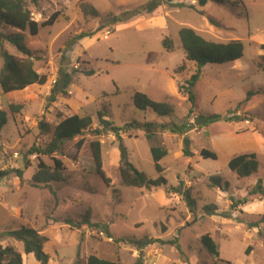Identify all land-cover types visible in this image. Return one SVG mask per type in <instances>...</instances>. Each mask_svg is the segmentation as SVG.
I'll list each match as a JSON object with an SVG mask.
<instances>
[{"label": "rangeland", "instance_id": "374dc122", "mask_svg": "<svg viewBox=\"0 0 264 264\" xmlns=\"http://www.w3.org/2000/svg\"><path fill=\"white\" fill-rule=\"evenodd\" d=\"M151 1L41 0L37 6L29 4L40 31L37 36L26 32V44L33 52L37 73L46 75L47 82L10 94L0 91V109L8 114L0 134V235L21 227L39 231L48 239V264H87L92 255L133 264L140 253L126 240L131 238L160 241L143 249V264H264V197L248 194L259 180L264 184V0H243L245 9L234 10L212 0L205 6L198 0H162L157 14L142 12ZM83 4L94 7L100 17L85 15ZM55 12H61L57 22L42 26ZM156 18L166 24L164 30L153 28ZM209 18L221 27L212 26ZM182 28H191L210 41H241L244 45L242 59L203 68L202 79L194 88L196 106L189 121L185 119L191 104L178 87L190 78L194 67L187 64L180 69L186 59L179 37ZM90 32L95 35L68 49L70 40ZM166 37L174 42L171 52L163 47ZM3 48L23 57L9 44ZM2 66L0 53V71ZM60 70L72 74V82L66 94L50 102ZM89 71L95 74L87 76ZM136 92L172 104L174 114L162 118L137 110L133 102ZM249 93L253 95L247 101ZM11 105L19 106L20 112L12 114ZM100 111L107 112L105 119L120 128L132 122L176 123L185 128L186 123L195 125L198 116L209 114H220L232 122L222 120L189 130L191 158L182 152L183 135L158 133L149 142L143 131L121 132L132 163L153 180L161 176L167 180L166 186L151 191L122 184L118 140L112 132L101 136L89 132L67 142L61 154L41 156L50 168L53 158L63 161L64 181L34 185L38 160L28 152L50 142V135L42 133L39 124L53 127L60 116L91 115L94 130L100 127ZM81 138L86 141L84 148L73 158ZM95 140L101 142L111 188L96 173L90 147ZM151 146L167 152L160 162L161 174L155 168ZM202 149L216 153L217 160L201 158ZM244 154H256L260 166L257 174L240 179L228 164ZM17 169L23 171L22 179L16 173L3 176ZM213 177L222 178L223 188L212 184ZM170 188L190 191L196 203L194 214L183 196L170 193ZM245 197L249 201L239 204ZM207 207L214 215L208 214ZM87 221L100 226L90 227ZM204 235L212 237L218 256L203 246ZM175 239L182 254L175 246L164 244ZM3 245L20 252L23 264H40L24 253L22 243L5 238ZM249 246L252 250L247 256Z\"/></svg>", "mask_w": 264, "mask_h": 264}, {"label": "trees", "instance_id": "16d2710c", "mask_svg": "<svg viewBox=\"0 0 264 264\" xmlns=\"http://www.w3.org/2000/svg\"><path fill=\"white\" fill-rule=\"evenodd\" d=\"M41 0H0V53L3 58V66L0 71V91L2 94H10L13 92L23 91L26 88L33 85H44L47 82L46 75H40L37 73L34 65L33 52L28 48L26 44L25 33L29 32L31 36H37L40 31V24L34 20L32 12L30 11L29 4L37 6ZM194 1V0H192ZM209 0H198L200 6H205ZM217 4L227 5L232 10L242 7L245 9L243 0H212ZM163 5L162 0H154L147 3L142 12L147 14H157ZM184 7V5H178ZM82 10L85 15L99 18L100 13L92 7L90 4H83ZM61 12L53 13L48 21L42 26H53L60 18ZM113 22H118L117 17H113ZM209 22L212 26L220 28L221 24L213 18H209ZM95 35V32L81 33L77 35L73 41L70 40L67 44L70 50L74 44L85 38H91ZM179 37L181 41L182 49L185 53V62L180 69H185L187 64H192L194 67V73L190 78L179 85L178 89L181 94L188 97V101L191 104V108L188 111L185 121H189L191 115L194 113L196 106V95L194 88L197 83L202 79V70L206 65H224L234 63L244 56V45L241 41H230L227 43L214 42L207 40L195 30L191 28H182L179 31ZM4 44H9L14 47L19 54L23 57H18L10 54L4 50ZM163 47L167 52H171L174 48V42L171 38L166 37L163 40ZM264 50V45L261 46ZM261 70L264 72V55L261 56ZM179 73V71L177 72ZM87 76L95 74L94 71L85 73ZM72 82V74L59 72L58 79L51 91L49 97L50 102H56L60 94H66L67 88ZM252 93L248 94L247 101L252 96ZM134 106L141 112H151L158 117L170 118L174 114V106L168 102H159L151 99L147 94L136 92L133 96ZM20 107L17 105H11L10 110L12 114H18ZM107 112H98L99 126L93 130V117L91 115L79 116L72 115L65 118L58 117L59 121L51 127L48 123L41 122L39 124V130L42 133L50 135V142L45 148L33 146L28 152L30 155L36 154L38 160L37 171L33 176L32 181L34 185L49 184L51 182L64 181V175L66 167L60 159L53 158L54 167H48L41 159V156L53 157L55 154H61L63 147L67 142L73 141L77 137H84L87 133L91 132L93 135L101 136L104 133L112 132L118 140V149L120 152V176L122 184L125 187H133L139 189H146L148 191L158 188L162 185H167V180L161 176L158 180H153L148 177L144 172L140 171L130 160L129 152L126 148L121 132L128 133L130 129L143 131L147 141L154 142L158 133L171 132L173 134H180L184 136L183 154L186 158L194 156L190 150L191 140L187 136L189 130L195 128L203 129L209 127L211 124L219 121L232 122L231 119H227L220 114L201 115L196 119L195 125L186 123V127L182 128L176 123L172 126L167 123L158 122H132L123 127H116L114 123L107 121ZM8 123V114L5 110L0 109V134ZM189 128V129H188ZM85 139L81 138L74 146L75 152L72 157L77 158L85 145ZM90 147L93 153V158L96 166V173L106 185L107 188L113 187L111 178L107 170L103 166L102 158V146L99 140L92 141ZM155 168L158 173H163L164 169L161 166V160L167 156V152L157 146H151L150 148ZM71 156V155H69ZM200 157L207 160H217L216 153L207 149L200 151ZM259 161L256 154H244L233 158L229 164V169L235 173L238 178L246 179L258 173ZM16 173L17 176L22 179L23 171L17 169L15 171L5 172L3 176ZM2 176V175H0ZM212 184L218 188H223L222 178L213 177ZM169 192L179 193L183 196L190 212L195 213L196 203L191 196L189 190L181 191L180 189L170 188ZM249 196L264 197V184L262 180H259L252 190L248 193ZM249 199L247 197L240 199L239 204L247 203ZM233 204H237L233 202ZM209 215H214L213 211H210V207L206 208ZM89 226L99 227L100 225H91L90 221H87ZM105 231L109 233V229L106 227ZM2 242H0V264H23V257L11 245H3L5 238H11L15 241L22 243L24 247V253L26 255H33L37 262L40 264H48L49 254L45 250V245L48 239L42 235L39 231L29 228L21 227L16 230H10L0 235ZM133 246L136 247L140 255L135 263L143 264V249L152 245L151 239L145 238L137 241L136 239H126ZM125 240V241H126ZM203 246L206 250L215 256H218L217 246L210 235H204L201 239ZM164 244H171L182 254L180 246L178 245V239L174 241L165 242ZM252 250L249 246L246 249V255L248 256ZM87 264H124L120 261L106 260L95 255L88 258Z\"/></svg>", "mask_w": 264, "mask_h": 264}, {"label": "crops", "instance_id": "0c3cea01", "mask_svg": "<svg viewBox=\"0 0 264 264\" xmlns=\"http://www.w3.org/2000/svg\"><path fill=\"white\" fill-rule=\"evenodd\" d=\"M152 23H153L152 26L155 29H158V30H164L165 29L166 24H164L160 18L154 19V21Z\"/></svg>", "mask_w": 264, "mask_h": 264}]
</instances>
